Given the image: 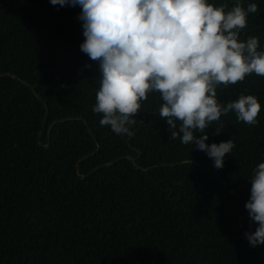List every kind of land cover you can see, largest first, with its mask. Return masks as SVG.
<instances>
[{"label":"trees","instance_id":"trees-1","mask_svg":"<svg viewBox=\"0 0 264 264\" xmlns=\"http://www.w3.org/2000/svg\"><path fill=\"white\" fill-rule=\"evenodd\" d=\"M208 2L257 4L240 40L264 51V0ZM81 11L0 0V264H264L245 207L264 162V76L217 85L222 106L261 104L256 124L230 111L205 129L208 144L234 142L222 169L170 139L156 92L118 135L92 110L101 72L80 48Z\"/></svg>","mask_w":264,"mask_h":264},{"label":"clouds","instance_id":"clouds-1","mask_svg":"<svg viewBox=\"0 0 264 264\" xmlns=\"http://www.w3.org/2000/svg\"><path fill=\"white\" fill-rule=\"evenodd\" d=\"M61 7L80 6L78 17L85 37L80 48L99 63L100 88L95 113L100 124L131 137L141 102L159 93L158 115L166 118L170 139L192 144L222 169L232 139L208 144L205 129L222 114L234 111L246 124L258 123L261 104L255 95H243L226 106L217 100V85L236 84L249 74L264 76V51L259 38L240 40L248 14L236 3L215 6L208 0H50ZM179 123V127H178ZM216 134L222 125L216 127ZM203 133V135H198ZM182 134V135H181ZM251 195L245 207L257 225L246 233L251 246L264 245V162L253 170Z\"/></svg>","mask_w":264,"mask_h":264}]
</instances>
